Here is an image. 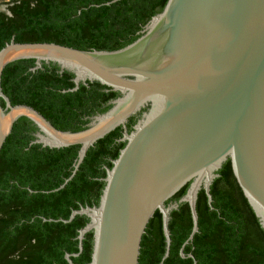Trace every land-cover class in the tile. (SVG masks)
Masks as SVG:
<instances>
[{
  "label": "water",
  "instance_id": "95a60500",
  "mask_svg": "<svg viewBox=\"0 0 264 264\" xmlns=\"http://www.w3.org/2000/svg\"><path fill=\"white\" fill-rule=\"evenodd\" d=\"M28 58L35 59L32 69L52 62L73 73L71 90L97 81L120 95L91 116L86 128L58 129L35 108L11 104L2 91L5 66ZM137 112L142 117L124 133L125 145L106 167L98 205L57 219L89 218L72 255L81 252L91 230L88 264H138L142 235L158 209L166 240L163 260L171 243L170 212L177 207L166 200L189 183L179 199L188 202L193 221L185 245L198 230L197 193L203 188L211 203L209 186L228 158L264 229V0H167L134 41L115 50L13 39L0 48V150L21 116L38 128L33 142L80 145L71 174L52 191L74 176L90 146ZM70 255L65 254L69 264Z\"/></svg>",
  "mask_w": 264,
  "mask_h": 264
},
{
  "label": "trees",
  "instance_id": "16d2710c",
  "mask_svg": "<svg viewBox=\"0 0 264 264\" xmlns=\"http://www.w3.org/2000/svg\"><path fill=\"white\" fill-rule=\"evenodd\" d=\"M167 0H10L0 10V48L16 42H55L79 49L115 50L134 41L150 18ZM110 2L109 4H106ZM18 59L2 71L1 87L11 104H27L56 128L79 131L90 116L103 113L118 91L97 81L79 83L73 73L55 63ZM2 105L4 101L1 100ZM82 116H87L82 119ZM128 130L136 118L129 117ZM36 125L27 117L13 124L0 150V264H88L93 232L84 234L79 251L78 232L89 218L74 209L98 205L105 186L106 167L119 155L125 141L121 125L87 149L74 176L57 188L73 169L80 145L48 147L35 140ZM209 186L211 203L203 188L195 209L198 230L183 245L192 230L188 202H179L170 212L171 243L168 255L157 209L149 219L140 242L138 264H264V229L243 195L229 158L216 171ZM186 183L169 199L179 200ZM51 219V220H50ZM183 254V256H182ZM195 260V263H194Z\"/></svg>",
  "mask_w": 264,
  "mask_h": 264
},
{
  "label": "flooded vegetation",
  "instance_id": "af4514ba",
  "mask_svg": "<svg viewBox=\"0 0 264 264\" xmlns=\"http://www.w3.org/2000/svg\"><path fill=\"white\" fill-rule=\"evenodd\" d=\"M58 71L61 72L60 69ZM133 117L136 118V122H137V120L140 118V112H137V113L133 114ZM86 118H87V116H82V119H86ZM129 120H130V118H128V120L125 122L124 125H121V136L119 138H116L115 140L119 141L123 137L125 132L126 133L130 132V130H128V122H129ZM133 126H134V124L132 123L131 124V128L132 129H133ZM35 133L36 132H34V134ZM125 143H126V141H125ZM173 204L178 205L179 204V200H171V201L168 202L167 205H173Z\"/></svg>",
  "mask_w": 264,
  "mask_h": 264
},
{
  "label": "rangeland",
  "instance_id": "374dc122",
  "mask_svg": "<svg viewBox=\"0 0 264 264\" xmlns=\"http://www.w3.org/2000/svg\"><path fill=\"white\" fill-rule=\"evenodd\" d=\"M10 0H0V7H3V9H6V4L7 2ZM142 117V115L140 116V118Z\"/></svg>",
  "mask_w": 264,
  "mask_h": 264
}]
</instances>
